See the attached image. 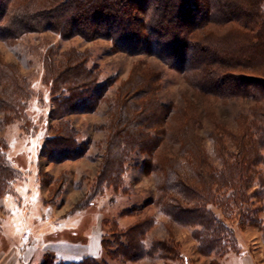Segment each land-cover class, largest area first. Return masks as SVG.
Listing matches in <instances>:
<instances>
[{
  "label": "trees",
  "instance_id": "trees-1",
  "mask_svg": "<svg viewBox=\"0 0 264 264\" xmlns=\"http://www.w3.org/2000/svg\"><path fill=\"white\" fill-rule=\"evenodd\" d=\"M46 31L65 39L105 38L117 51L156 56L184 76L196 96H188L182 107L158 101L157 88L149 78L141 96L147 98L141 116H118L109 147L118 149L113 155L119 159L104 160L99 180L103 185H118L113 173L122 167L129 151L156 155L146 167L159 175L155 199L162 212L175 223L194 227L202 254H227L233 247L229 243L237 240L230 222L233 216L243 227L253 220L255 209L249 205L254 197L264 211V0H0V40L14 42L25 34ZM52 49L44 64L45 80L59 97L56 118L90 111L106 90L100 71L89 67L86 52L73 48L59 58L51 55ZM27 86L14 65L0 60L1 112L10 113L12 119L20 116L31 95ZM237 98L251 102L247 110L236 114L237 128L218 122L216 115L218 124L210 133L218 165L211 160L200 132L202 116L214 115L215 110H200L210 99ZM165 120L167 137L180 144L184 160L178 158V151H158ZM119 135L121 139L115 141ZM45 147L56 161L84 153L68 124L48 138ZM1 151L0 144V196L17 178L16 168ZM254 182L258 188L250 192ZM154 222L140 219L113 231L111 238L103 236L108 258L120 264L154 256L177 259L178 247L170 240L154 239L147 246L146 236ZM41 264L107 262L94 256L65 261L47 253Z\"/></svg>",
  "mask_w": 264,
  "mask_h": 264
},
{
  "label": "rangeland",
  "instance_id": "rangeland-1",
  "mask_svg": "<svg viewBox=\"0 0 264 264\" xmlns=\"http://www.w3.org/2000/svg\"><path fill=\"white\" fill-rule=\"evenodd\" d=\"M73 48L88 54V65L98 68L106 90L90 111L71 113L60 119L56 118L59 97L53 95L52 85L45 80L44 57L52 49L51 55L61 58ZM0 60L14 65L31 91L17 118L0 111L1 153L17 170V178L0 196V264H41L47 253L55 254L48 251L53 245L62 248L66 243H75L80 246L77 250L107 264H120L108 258L102 248L103 236L111 238L113 231L144 218L155 220L146 236L147 246L154 239L170 240L177 245L180 255L175 260L154 256L130 264H244V256L251 251L256 263L264 264V227H260L264 223V211L257 197L249 205L255 209L253 220L244 227L235 215L230 221L237 240L229 243L233 247L228 253L207 256L199 250L194 227L173 222L156 203L159 175L146 167L156 155L133 148L135 151H129L122 167L113 173L118 185H103V180H99L104 160L119 159L113 155L118 149L109 147L116 134L118 116H141L140 109L147 99L141 96L149 78L157 88L158 101L165 105L172 102L182 107L188 96H196L181 73L156 56L117 51L112 41L105 38L86 40L78 35L65 39L53 31L28 33L14 42L0 40ZM250 105L249 100L241 98L210 99L205 107L202 105L200 111L215 110L214 115L202 116L200 132L216 164H220V159L210 133L218 122L236 129V114ZM167 122H171L168 117ZM167 122L160 127L163 140L158 151L179 153L180 144L167 137ZM65 124L74 128L77 145L84 153L56 161L48 156L45 146L48 138ZM120 139L119 135L115 141ZM178 158L184 160V155L179 153ZM256 188L254 182L250 192Z\"/></svg>",
  "mask_w": 264,
  "mask_h": 264
},
{
  "label": "crops",
  "instance_id": "crops-1",
  "mask_svg": "<svg viewBox=\"0 0 264 264\" xmlns=\"http://www.w3.org/2000/svg\"><path fill=\"white\" fill-rule=\"evenodd\" d=\"M54 246L55 245H53L52 249L48 251L55 253L57 257L65 261H74V260H79L86 256H92L89 253L85 254L82 253L81 250H77L76 247H80V246L76 245L75 243H66L65 245H63L62 248H58V247L54 248ZM83 248H85V246L81 247V249ZM255 257L256 256L253 253V251L249 252L248 254L246 253V255L244 256V264H258L254 260Z\"/></svg>",
  "mask_w": 264,
  "mask_h": 264
},
{
  "label": "bare ground",
  "instance_id": "bare-ground-1",
  "mask_svg": "<svg viewBox=\"0 0 264 264\" xmlns=\"http://www.w3.org/2000/svg\"><path fill=\"white\" fill-rule=\"evenodd\" d=\"M250 235V234H249Z\"/></svg>",
  "mask_w": 264,
  "mask_h": 264
}]
</instances>
